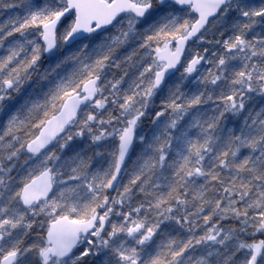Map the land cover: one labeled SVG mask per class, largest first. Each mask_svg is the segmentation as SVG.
<instances>
[{"label": "snow or ice", "instance_id": "snow-or-ice-1", "mask_svg": "<svg viewBox=\"0 0 264 264\" xmlns=\"http://www.w3.org/2000/svg\"><path fill=\"white\" fill-rule=\"evenodd\" d=\"M0 264H264V0H0Z\"/></svg>", "mask_w": 264, "mask_h": 264}]
</instances>
